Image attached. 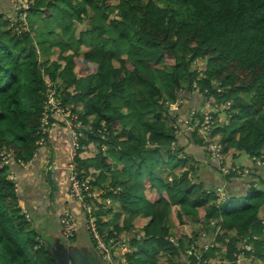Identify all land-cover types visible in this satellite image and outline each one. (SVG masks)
<instances>
[{"label":"trees","instance_id":"trees-1","mask_svg":"<svg viewBox=\"0 0 264 264\" xmlns=\"http://www.w3.org/2000/svg\"><path fill=\"white\" fill-rule=\"evenodd\" d=\"M25 12L24 33L17 30L22 22L0 19V247L9 264H58L36 229L28 230L9 173L28 164L50 187L49 166L36 158L49 139L42 119L54 91L87 125L77 158L81 176L98 172L92 190L110 179L107 195L125 209L108 235L133 233L126 264H247L254 254L264 261V164L257 163L264 161V0H30ZM196 89L206 105L213 98V120L230 115L228 123L199 131L206 113L184 109ZM215 102L222 108L214 111ZM180 118L198 123L184 136L204 154L216 142L224 166L232 169L244 157L250 163L240 165L243 171L254 173L224 174L215 160L223 184L204 179L199 155L181 144ZM4 149L13 150L8 164ZM92 151L94 159L82 157ZM226 179L244 184L246 193L227 190ZM104 213L97 214L101 225ZM139 217L146 223L137 239ZM193 245L201 260L187 253Z\"/></svg>","mask_w":264,"mask_h":264},{"label":"crops","instance_id":"crops-1","mask_svg":"<svg viewBox=\"0 0 264 264\" xmlns=\"http://www.w3.org/2000/svg\"><path fill=\"white\" fill-rule=\"evenodd\" d=\"M10 11V0H0V13L5 14ZM188 100L187 106L184 107V109L187 112L189 111L192 113V115H195L198 110H200L201 113L210 112L208 110V105H210V103L207 101L206 105L204 103L206 99L203 100L201 96H199V92H195L193 96L188 98ZM201 100L203 101L201 102ZM187 131L188 130H186L185 125V129H183L180 134V141L183 146L185 144L187 145L186 151L188 153L199 155L202 161L199 175L206 180H214L217 187L221 186L223 184V180L220 183L218 178L219 173L215 169V160L208 159L206 157L208 154L203 153L204 149H202V147L199 148V146L194 144L191 140L189 141L185 139L184 133ZM71 146L72 143L68 130L66 128H61L60 126L51 130L47 143L39 150V152L42 151V153L40 159L36 158V160H39L38 162L40 163H44L46 161L49 167L44 168L51 173L50 176L45 179L47 181L51 178L50 181L52 182H49V188L46 187V183H42L44 182L42 179L43 177L38 170L28 171L31 167L30 165L27 164L25 166L26 171L24 172H22L18 167H13L17 177L19 205L22 207V210L26 209L25 211H27L30 218L29 221L33 220L35 222V228L38 229L37 237H41V239H43L45 246H49L50 249H57L58 252L63 251L64 249L68 250L67 259L69 264H105L98 255L95 249V244L89 238L84 226L82 225L83 220H85L86 217V210L83 209L82 204L79 201L70 197L67 162ZM103 149L107 150L108 148L105 145L103 146ZM96 154V151L84 152L82 157L84 159H94ZM236 162L239 165L250 163V161H246L244 157L237 158ZM51 167L54 168V171H51ZM259 174L264 176V168L259 171ZM53 175L55 176L54 179L52 178ZM97 175L98 172L93 171V179ZM43 176L45 177L44 174ZM82 176L89 175L84 174ZM40 179H42V181ZM110 181L111 180L109 179L107 182L102 183V186L96 187L92 190L94 192V196H92L89 201V203L94 205L96 208L95 217L98 220L101 231L106 234L110 233V231L115 228L116 224L119 225L126 216L123 206L118 201L112 199L111 196L107 195L108 192L105 190V187L109 185ZM54 182H57L58 187H55ZM224 184L229 191H236L238 194L246 193L243 187L244 184L237 186V184H239L237 180L230 182L226 179ZM247 186L249 187V184ZM111 192H113V190H111ZM156 197L157 195L155 193L147 192L148 199H154ZM67 207L72 210L79 224L77 237L70 241L64 238L63 225L61 224L63 211ZM50 208L52 209L51 213L49 212ZM101 211H107V213L100 216V219L103 222L102 225L100 224L97 215ZM48 216L55 217L54 224L51 223L50 220L47 221ZM145 223L146 220L143 217H139L134 221L133 225L138 235ZM120 236L128 238L126 241V247L128 251H131L132 249L129 247V243L132 237H134L133 233L128 232L124 235L120 234ZM209 239H211L210 236H207L206 240L209 241ZM53 243L56 246H54Z\"/></svg>","mask_w":264,"mask_h":264},{"label":"built area","instance_id":"built-area-1","mask_svg":"<svg viewBox=\"0 0 264 264\" xmlns=\"http://www.w3.org/2000/svg\"><path fill=\"white\" fill-rule=\"evenodd\" d=\"M16 2L15 6L18 7L20 4L23 6L24 3H29L30 0H13ZM27 8H30L27 7ZM24 8V11L27 10ZM13 24L14 22L11 21ZM22 24L25 26L28 25L26 21H23ZM54 101H51V99ZM50 100V101H49ZM49 101V102H48ZM47 104L45 106V112L42 119V132L44 134L50 133L52 129L60 127L61 122H66V129L68 130L71 138V149L69 152V159L67 162L68 169V180H69V193L70 197L79 201L82 204L83 209L86 210V217L83 220L82 225L85 228L89 238L95 244V249L99 254L100 258L104 261L105 264H126L125 255L129 253L126 247V241L128 238H123L122 236L118 237H110L108 234L101 231L97 218L95 217V206L89 203V199L94 196V192L92 191V177L89 176H81L79 170V163L77 161L78 152L80 149V141L84 137V134L87 130V125L80 119L79 113L76 110L74 104H64L61 100L55 97L50 96L48 98ZM213 101L210 102L212 104ZM215 104V103H214ZM230 107V106H229ZM214 111H217L219 108L217 105H213ZM65 115V116H64ZM63 116L65 118H63ZM180 122H184L186 125V130H193L198 123H191L189 119H180ZM213 114L211 112H206L205 121H203L200 125V129L203 133L206 131H210V124H213ZM207 132V133H208ZM101 138H105L108 134L106 128L99 130ZM45 139H42L41 143H44ZM44 146V144H43ZM217 151V159L221 165V170L224 174H228L231 171H236L242 177H249L252 173H254V168L246 169L243 171L242 166L236 165L230 169L229 167L224 166V162L221 157V145L216 142L209 143V152ZM13 155H9L5 160H10ZM255 160V159H254ZM257 163L259 165H263L264 161L258 159ZM223 167V168H222ZM250 186V183H249ZM65 212L62 216V225L63 232L66 238H73L76 236V232L78 230V222L72 212V210L67 207L65 208ZM115 233V232H114ZM116 234V233H115ZM138 235V239H140ZM211 247V244H206L204 246V250H208ZM187 253L191 256H196L199 260L202 259L201 252L198 250L197 246L193 245L187 249ZM241 261V259H239Z\"/></svg>","mask_w":264,"mask_h":264},{"label":"rangeland","instance_id":"rangeland-1","mask_svg":"<svg viewBox=\"0 0 264 264\" xmlns=\"http://www.w3.org/2000/svg\"><path fill=\"white\" fill-rule=\"evenodd\" d=\"M15 4H16V2H14L13 0H10V6H11V11L9 12V13H5V14H3V13H0V19H3V18H6V19H9V21H10V23L13 25V23L11 22V21H13L14 22V24H16L17 23V21H20V22H23V21H26L27 23L29 22L28 20H27V18H28V16H27V14H28V12H25L24 11V8H27V7H29L30 6V2L29 3H24V5L25 6H23L22 4H20L18 7H16L15 6ZM29 8H27V10H28ZM32 19V18H31ZM33 20H35V17L33 18ZM23 25V29H21V27H18V33H24V32H26V31H28L29 30V25H27V26H25L24 24H22ZM39 25H41V24H39ZM0 30H1V28H0ZM53 31H55L56 32V36L58 37V39H60V40H65V38H64V36H63V34H62V32H61V27L60 26H54L53 27ZM79 34V32H77V35ZM83 51H84V49H83ZM56 53V52H55ZM81 54H82V52H81ZM40 55H41V53H40ZM44 56H42L41 55V57H40V60H44ZM174 62L172 61V60H169V64H173ZM115 64L116 65H118V63L117 62H115ZM48 83H49V85H50V80L48 79V81H47ZM195 86H196V84H195ZM196 92H199V91H197V89H196ZM50 96H53V97H55V91L54 92H51L50 93ZM213 99V98H212ZM212 99H209V101H208V103H210L211 101H212ZM55 100L57 101V97H55ZM59 100H61V99H59ZM50 101V100H49ZM48 101V102H49ZM51 101H54V99L52 98L51 99ZM62 101V100H61ZM214 105H217V107L218 108H222V106L221 105H219V103H217V102H215V104ZM226 106H224V107H226V108H230L229 106H230V101H227V103L225 104ZM172 108L174 109H177V107H176V104H174L173 106H172ZM65 116V115H64ZM63 116V118H65ZM229 117H230V115L224 120L223 118H220V119H218V120H214V122H213V124L214 123H216L217 121L218 122H222V120L223 121H225L226 123H228L227 122V120L229 119ZM183 118V117H182ZM181 119V118H180ZM179 119V120H180ZM191 122V121H190ZM180 123H183V122H180ZM192 123V122H191ZM60 126H62V127H65L66 128V122H61L60 123ZM195 129H196V127L193 129V130H190L189 129V131H191V132H193V131H195ZM199 131L201 132V133H203V131L201 130V129H199ZM208 131H206V133H207ZM204 134V133H203ZM107 146V145H106ZM107 148H108V146H107ZM173 148L174 149H176L177 148V145L176 144H173ZM222 148V147H221ZM4 152H2V154L1 155H3V157L6 159L9 155H11L12 153H13V150L12 149H4L3 150ZM211 154L209 155H207L206 157L208 158V159H211V160H217V159H219L218 158V156H217V151L215 150V151H211L210 152ZM220 154H221V157H222V160L223 161H225V158H224V155L222 154V151L220 152ZM185 157V156H184ZM217 158V159H216ZM5 162L8 164V162H10V160H8V161H6L5 160ZM219 163V162H218ZM223 168V167H222ZM187 169V167H184V168H182L181 170H186ZM9 173H10V175H11V178L12 179H15L16 180V175H15V173L14 172H12V170H9ZM47 173V172H46ZM108 175L109 174H111V172H108L107 173ZM93 176V175H92ZM16 188H17V190H18V185L16 186ZM105 190L106 191H111V190H113V188L112 187H109V185L108 186H106L105 187ZM151 199H153V198H151ZM89 201H90V199H89ZM18 207L20 206V205H17ZM21 207V206H20ZM139 208L141 209V210H143L144 211V205L143 204H140L139 205ZM26 209H23L21 212H22V214L23 215H25L26 214V218L27 219H30L29 218V216H28V213H27V211H25ZM49 212L51 213L52 212V209L50 208L49 209ZM51 221V223H53L54 224V222H55V217H52V216H48V218H47V221ZM29 221V220H28ZM193 224H195V225H197V226H199V227H205V223L203 222V221H196V220H194V222H193ZM28 230L29 231H33V230H35L36 229V231L38 230L37 228H35V222L33 221V220H30L29 221V225H28ZM136 229H134L133 231L136 233V231H135ZM38 232V231H37ZM140 235V234H139ZM132 236V235H131ZM209 236V235H208ZM140 237V236H139ZM64 238L66 239V240H68L65 236H64ZM136 238L138 239V234L136 233ZM37 240H39V242L40 243H42L43 245H44V241H43V239H41V237H38V239ZM68 241H70V240H68ZM54 244V243H53ZM54 246H56L55 244H54ZM68 249V248H67ZM51 251H52V253H53V255L55 256V259H56V261H57V263L58 264H69V262H68V259H67V254H68V250H66V249H64L63 251H60V252H58V250L57 249H54V248H51ZM11 262V260H10V258H9V256L2 250V248L0 247V264H9ZM248 263L247 264H264V261H261L260 260V258H258L255 254L254 255H252V256H250L249 258H248V261H247ZM239 264H242V261H239Z\"/></svg>","mask_w":264,"mask_h":264},{"label":"water","instance_id":"water-1","mask_svg":"<svg viewBox=\"0 0 264 264\" xmlns=\"http://www.w3.org/2000/svg\"><path fill=\"white\" fill-rule=\"evenodd\" d=\"M52 169H51V171H54V168L53 167H51ZM49 172V171H48ZM53 179L55 178V176L53 175V177H52ZM54 184H55V187H58L57 186V182H54ZM207 222H209V221H207ZM214 227V226H213ZM99 255V254H98Z\"/></svg>","mask_w":264,"mask_h":264}]
</instances>
